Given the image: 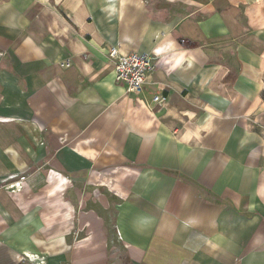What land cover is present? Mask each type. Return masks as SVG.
I'll return each instance as SVG.
<instances>
[{"label": "crops", "instance_id": "obj_1", "mask_svg": "<svg viewBox=\"0 0 264 264\" xmlns=\"http://www.w3.org/2000/svg\"><path fill=\"white\" fill-rule=\"evenodd\" d=\"M0 264H264V1L0 0Z\"/></svg>", "mask_w": 264, "mask_h": 264}, {"label": "built area", "instance_id": "obj_2", "mask_svg": "<svg viewBox=\"0 0 264 264\" xmlns=\"http://www.w3.org/2000/svg\"><path fill=\"white\" fill-rule=\"evenodd\" d=\"M106 58L112 66L115 81L124 84L127 93L138 97L143 104L146 87L156 70L154 57L150 54L125 53L117 47H110L106 51ZM167 101L162 93L154 95L152 99L155 106L165 105Z\"/></svg>", "mask_w": 264, "mask_h": 264}, {"label": "rangeland", "instance_id": "obj_3", "mask_svg": "<svg viewBox=\"0 0 264 264\" xmlns=\"http://www.w3.org/2000/svg\"><path fill=\"white\" fill-rule=\"evenodd\" d=\"M153 1L155 2V0H153ZM263 1H264V0H263ZM241 19H242L243 21H246V15H245L244 13L242 14ZM195 44H196V43H193V44H192L193 47H196ZM187 45H188V43H185V46H187ZM192 45H191V46H192ZM113 241H114L115 246L119 248V246H118V245H119V244H118L119 242L117 241V239L114 238ZM120 251H121V250H118V252L120 253V259H121V261L123 262V260H124V258H125V255H123L124 252L121 253Z\"/></svg>", "mask_w": 264, "mask_h": 264}, {"label": "trees", "instance_id": "obj_4", "mask_svg": "<svg viewBox=\"0 0 264 264\" xmlns=\"http://www.w3.org/2000/svg\"><path fill=\"white\" fill-rule=\"evenodd\" d=\"M195 46H196V44H195ZM191 47H193V45Z\"/></svg>", "mask_w": 264, "mask_h": 264}]
</instances>
